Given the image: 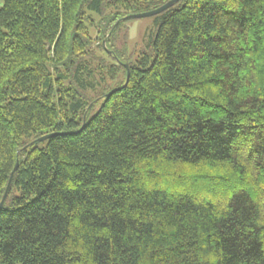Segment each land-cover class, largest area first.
<instances>
[{
    "label": "trees",
    "instance_id": "1",
    "mask_svg": "<svg viewBox=\"0 0 264 264\" xmlns=\"http://www.w3.org/2000/svg\"><path fill=\"white\" fill-rule=\"evenodd\" d=\"M169 1L0 0V264H264V0H181L120 53Z\"/></svg>",
    "mask_w": 264,
    "mask_h": 264
},
{
    "label": "rangeland",
    "instance_id": "2",
    "mask_svg": "<svg viewBox=\"0 0 264 264\" xmlns=\"http://www.w3.org/2000/svg\"><path fill=\"white\" fill-rule=\"evenodd\" d=\"M157 20L153 16L124 21L118 32L117 50L131 60L150 55L149 44L157 29Z\"/></svg>",
    "mask_w": 264,
    "mask_h": 264
},
{
    "label": "water",
    "instance_id": "3",
    "mask_svg": "<svg viewBox=\"0 0 264 264\" xmlns=\"http://www.w3.org/2000/svg\"><path fill=\"white\" fill-rule=\"evenodd\" d=\"M179 1H181V0H171V1L167 2L166 4H164L163 6L157 8V9H154V10H151V11H147V12H143V13H138V14H131V15L126 16L122 20H125V19H137V18L140 19V18L157 16V15H160L161 13H163L164 11L168 10L169 8H172ZM119 23L120 22H118L116 25H118ZM103 45H104L105 50H107L106 47H105V41H103ZM123 66L126 69V81H125V85H126L128 83L130 73H129L128 65L127 64H124ZM115 91L116 90H113L112 92H110L109 94H107L106 97H109ZM54 135L55 134H49V135L43 136V137L37 139L35 141V143L44 142V141L52 138ZM18 165L19 164H18V161H17L16 164H15V167H14V169H13L11 175H10V178H9V181H8V184H7V187H6L4 196H3V198H2V200L0 202V209H2L3 206H4V204H5V201H6V198H7V195H8V191H9L10 185L12 183L14 174L18 170Z\"/></svg>",
    "mask_w": 264,
    "mask_h": 264
}]
</instances>
